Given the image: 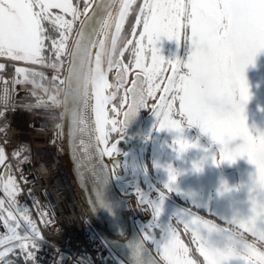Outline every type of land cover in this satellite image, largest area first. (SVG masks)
Here are the masks:
<instances>
[{
  "label": "snow or ice",
  "instance_id": "1",
  "mask_svg": "<svg viewBox=\"0 0 264 264\" xmlns=\"http://www.w3.org/2000/svg\"><path fill=\"white\" fill-rule=\"evenodd\" d=\"M135 3L136 0H102L99 9H94L90 15L85 4V20L81 21L77 30L78 39L73 41V49L87 50L104 45L105 41L98 37L106 36L113 26L116 33H120L129 9ZM137 7L139 15L136 16V25L141 30L137 32L133 29L134 37H138L133 45L135 66L146 77L149 97L155 96L161 84L165 85L159 103L153 105L152 109L159 123L156 131L177 133L169 145L177 158L198 147L197 143L184 138L186 128H199L212 144L219 146V161L213 154L208 155L216 151H210V145L204 149V160L193 164L194 172L202 171V164L209 158L217 166L246 158L255 169L247 185L237 189L227 184L221 186V194L239 191L241 187L248 192L249 215L239 222L233 221L239 229L233 232L187 208L173 211L167 224H161L160 217L169 194L175 193L202 209L191 198L192 194L178 187L176 181L181 173L167 164L164 167L168 179L162 188L152 187L145 192L135 187L139 204L152 213V223L148 227L159 229L161 233L159 238L149 235L145 239H150L156 246L164 264H197L196 260L190 258V249L181 239L177 227L173 226L172 219L175 218L183 225L185 232H191V242L197 244V251L203 257L200 264H264V216L258 213V207L264 203V132L253 135L245 115L251 99L245 70L248 65L254 64L257 54L264 51V0H143ZM52 9H59L65 15L71 14L72 20H66L59 14L53 15ZM78 13V7H74L71 0H0V56L37 62L45 58L46 42L51 40L50 47L54 49L56 57L62 54V50H68L73 57L67 70L69 73L75 66V58L72 49H67L66 41ZM93 16L99 18L95 24H90ZM49 23L52 29L48 28ZM52 30L58 32V41L50 35ZM181 37L188 49L186 57H165L160 46L162 40L175 41L179 47ZM115 43L113 38L112 44ZM128 43L133 44V41L129 40ZM95 58L99 59L97 54ZM169 71L171 74L166 75ZM118 75L122 77L123 72ZM71 79L67 75L64 81L70 92L73 91ZM112 87L107 78L100 77L94 81V86H89L85 97L74 105H67L70 114L66 118V126L68 123L73 126L72 135L85 131L87 120L81 109L94 112L95 130L99 133L97 141L107 144V125H111L112 132L118 131L117 120L109 119L106 108L114 99L113 95L107 94ZM132 93V103L124 112V120L119 122L125 128L138 109L146 106L143 89L137 92L134 84ZM137 96L140 97L139 102ZM111 111L116 112V109ZM65 134L69 135L68 132ZM235 141L240 142L232 146ZM117 151V144L114 143L100 155L107 153L112 156ZM3 160L4 151L0 149V162ZM156 167L161 165L157 164ZM105 183L104 177H101V184ZM9 185H13L12 191H9ZM4 191L9 196L15 191L10 178ZM98 200V207L111 209L114 206L108 199L107 190L98 192ZM3 205L4 201L0 200V208ZM8 218H12L11 212ZM24 219L32 223L27 213ZM9 231L11 235L0 237V246H3L0 264H16L12 256L16 251L23 253L24 259L31 264L35 259L34 251L39 248L38 241L43 239L39 230L32 225L31 235H18L13 228H9ZM248 236L253 238L251 242Z\"/></svg>",
  "mask_w": 264,
  "mask_h": 264
},
{
  "label": "water",
  "instance_id": "2",
  "mask_svg": "<svg viewBox=\"0 0 264 264\" xmlns=\"http://www.w3.org/2000/svg\"><path fill=\"white\" fill-rule=\"evenodd\" d=\"M107 2H110V0H107ZM101 3L102 0H94V2L92 0L91 3L88 4L87 14L90 15L94 9H99ZM83 15V20H85L86 13L84 12ZM98 18V16H93L89 23L95 24ZM123 25L121 31L124 27ZM78 29H80V23L77 25L69 44L72 51H74L73 41L78 39L76 36ZM120 33H116L115 27L113 26L107 32L105 36L106 43L102 47L97 45L96 47L87 50L84 48H77V50H81L86 56L87 64L80 67L74 66L68 73L67 70L70 67L69 55L64 81L67 80V75L71 76V87H76V93L73 95L69 93L67 86L64 81H62L63 87L60 92L61 97L59 104L62 107L63 120L59 125L60 128L57 129L56 134L59 140L58 147L71 172L72 178L75 180V187L78 189L83 207L85 211H87V221H89L92 230L98 235L102 242L106 243L109 250L114 256H116L119 262L122 264H149V262L164 264L156 246L150 239H145V237L148 236L145 227L152 223V216L146 212V206H143V208L140 207V212L135 210L136 208H133L132 210V208H129L128 206L129 202L133 199L132 196L136 185L132 183H123L120 186L117 182L120 176H122L123 171H127L126 165L128 156L126 154L118 155L116 153H113L112 156L107 155V153L103 156L100 155L105 148L110 149L112 145L108 142V136L107 144L97 141L96 137L99 133L95 130V114L91 109H81L87 120V123L84 125L85 131L83 133L72 135L73 129L68 128V125L66 127L64 125L66 118H68V114H70L67 105H74L81 98L85 97L89 90V86H94V81L99 79L101 75L105 77L107 74H111L112 69H110L109 63L111 62V56L115 46L112 44V40L115 38L116 41ZM181 39L183 40L182 37ZM184 45L185 44L182 42L183 48ZM182 46L180 48L181 50ZM96 54L99 59L95 58ZM26 73L30 77L32 76L28 71ZM76 73L85 74L87 78V80L86 78L84 79L86 82L79 87L73 82ZM245 76L248 80L249 91L251 93V99L246 106V122L249 128L254 131L255 135H257L260 132H264V51L257 54L254 64L248 65L245 70ZM118 77L119 75H117V77H112L111 75V80L108 82L112 84L113 87L108 90L107 94L115 95V87ZM38 79L39 76L35 81H38ZM134 84L136 85L137 92H140V90L143 89L144 104L147 105V91L144 88V85L133 82L128 88L129 103L126 108L123 109V117L121 121L124 120V112L128 111V106L132 103V88ZM136 99L139 102L140 97L137 96ZM92 103L94 104L95 101L93 100ZM107 107L108 104L106 105V108ZM144 108L145 107H141L138 109L136 115L128 121L126 128L121 124L124 134L116 141V143L124 141L130 145L132 165L136 159V163L140 165L142 173H146V168L143 163V148L147 141V129L152 123L150 117L155 116L152 112L147 115ZM108 111L109 119L112 120L114 114L111 109H108ZM106 130L110 133L111 125H107ZM66 132H68L69 135H66ZM81 141H83V144H81ZM3 171L4 189L5 184L8 183L10 178L8 166H6ZM117 175L118 179L116 178ZM101 177H104L106 181L105 184H101ZM147 179L151 182L148 175ZM10 188L11 185H9V191ZM106 190L109 201L114 203V206L111 209L98 207V192H104ZM137 197L139 200V196ZM17 206L19 211L22 212V206ZM155 231L156 230L153 231V236L159 238L161 233ZM136 245H138V247L134 248Z\"/></svg>",
  "mask_w": 264,
  "mask_h": 264
},
{
  "label": "flooded vegetation",
  "instance_id": "3",
  "mask_svg": "<svg viewBox=\"0 0 264 264\" xmlns=\"http://www.w3.org/2000/svg\"><path fill=\"white\" fill-rule=\"evenodd\" d=\"M72 1L73 5L78 7L80 14L81 12L83 13L86 1ZM142 2L143 0H136V3L131 7V10L128 13V17L126 18V21L124 23V28L119 36L118 41L116 42V46L114 47L115 50L111 58V69L113 73L117 75L120 71L123 72L122 77L119 75V77L117 78L114 99H112L108 103L109 109H116V112H113V114L114 120H117L118 122V131H110L109 133L110 135L108 139L111 142H115L121 136V134H123V128L119 122L121 121L122 110L128 104L129 86L133 82L139 81V83L145 85L146 90L148 88V83L144 73L141 71V69L135 66V50L133 46L135 39L138 38L134 37L133 29H136L137 32L141 30L140 27L136 25V16L139 15L137 5L141 4ZM60 13L64 16L65 19L72 20L70 14L65 15L62 12ZM48 28L52 29V25L50 23L48 24ZM75 29L76 26L73 25L72 30L68 33V35H71L72 37ZM50 35L57 41L60 39L58 32L55 30H52L50 32ZM129 40H132L133 44H129ZM70 41L71 38H68V40L66 41L67 47ZM182 42L183 40L181 39V44L179 45L180 48L182 46ZM50 44L51 40L47 41L46 48ZM177 47L178 46L175 41L166 40L162 48V54L167 58L176 57L175 53L177 51ZM187 51V46L185 45L184 48L182 46L181 57H179L185 58L187 55ZM177 52H179V50ZM121 53H123V55H121ZM37 62L39 65L42 64L41 60ZM19 68L22 69V66ZM16 74L19 80V77H21V75L18 74L17 70ZM170 74V71L166 73V75ZM23 76L26 80L24 73ZM27 84L32 85L30 81ZM164 86V84H161L160 90L156 92L154 97H149L147 95V105L145 109L146 114L151 113L153 105L159 103V97L163 94L162 89ZM156 127H159V123H157V118L155 116L152 125L147 131L148 140L143 151L146 173H142L140 165L136 163V159L135 162H133V167L132 165H130L131 157L129 145L123 141L118 142V151L115 153L122 155L125 152L129 155L127 164L128 171H126V173H123L121 182L125 184L135 183L136 187H140L141 190L145 192L148 191V188L152 187L162 188L163 184L166 183L168 179L167 171L164 166H166L167 164H171L181 173V175L177 177L176 181L178 187L185 193L189 195L192 194L191 198L194 199L196 203L203 201L204 203L203 205H201L202 209L196 208L187 199L178 197L175 195V193L169 194L170 200L167 199V201L165 202L164 211L162 212L160 217L161 224H167L169 217L171 216L173 211L187 208L197 215L205 217L210 221L212 220L218 225L224 226L233 232L239 231L236 223H233V221L239 222L241 220H244L249 215L247 189L241 187L239 191L234 190L232 192L221 194V186L222 184H227L230 188L237 189L240 186L247 185L251 179L253 172L255 171L254 166L251 165L246 158H239L231 164L225 162L220 164L219 166H217L213 162V160L209 158L202 164V171L194 172L192 171L193 164L204 160V157L206 155L204 149L209 148L210 145L211 148H209V150L211 151L213 149H216V151L214 153H209L208 155L210 156L213 154L216 157L217 161H219V146L212 144L210 138L202 134L199 128H186L183 133L184 138L188 139L190 142L197 143L198 147L195 149H190L181 157L177 158L176 154L169 147L172 141L176 138L177 133H175L174 131L170 132L168 130L156 131ZM239 142L240 141L233 142L232 146H235V144ZM157 164L161 165V167H156ZM243 173H246L245 177ZM146 174L149 176L151 182H149V180L147 179ZM261 205L262 206L259 207L260 211L258 213L261 216H264V203H262ZM139 207L142 206L139 205ZM149 215L152 216L151 211H149ZM172 223L174 227H177L181 239L185 242L186 245H188L190 249V258L196 260L197 264H200V262L203 260V257H201L199 255V252L197 251V244L191 242V232H185L183 225L179 224L175 218L172 219ZM146 229L151 236L153 235L154 230L160 233L159 229H151L148 226H146ZM248 239L251 242L253 238L248 236Z\"/></svg>",
  "mask_w": 264,
  "mask_h": 264
},
{
  "label": "bare ground",
  "instance_id": "4",
  "mask_svg": "<svg viewBox=\"0 0 264 264\" xmlns=\"http://www.w3.org/2000/svg\"><path fill=\"white\" fill-rule=\"evenodd\" d=\"M91 1L92 0H90L89 3H91ZM93 2H94V0H93ZM116 7L118 8V6H116ZM130 10L131 9H129V11ZM84 12H83V14H84ZM83 16L84 15L81 16L82 17L81 20H83V18H84ZM79 23L81 24V22H79ZM120 34L118 35V39H119ZM72 37H73V35H72ZM98 38L100 40H102V39L104 41L106 40L105 35H101ZM118 39L116 40V42L118 41ZM69 46L70 45H68L67 49H70L71 46L70 47ZM102 46L100 45V47H102ZM115 46H116V44H115ZM114 50H115V48H114ZM178 50H179V52H177ZM112 51H113V49H112ZM177 51L175 53V56L181 57L180 47H177ZM73 53H74L75 66L76 67L85 66L87 64L86 56L83 54V52L81 50L74 49ZM113 53H114V51H113ZM113 53H112V55H113ZM0 57H5V58L9 59V57H7V56H0ZM68 57H69V51L67 50L66 54H63V56L59 58V60H58L59 64H58V66H55V67L44 66L43 63L39 65L38 62H32V63L29 62V64H27L26 61H16V60H11V59H10L11 62H8V61L0 58V102H1V94L4 92L3 87L5 85V81L10 79V77L12 76L10 83L13 87V91L15 92L16 97L20 100L24 99V96L26 95V94H24V92H27V94H28L27 89L31 90L29 92L31 93L32 96L37 97V96H40L41 94L39 92H37L36 89L38 91H40L42 94H46V93H49L50 90L52 89V87L55 86L54 90L56 93L55 94L56 102L59 105V115H60L58 121L56 122V126L49 123L50 126H52L55 129L54 134H53V137L55 139V145H54L55 150L53 147H50L48 145L49 138L47 137L46 133H43L42 131L38 130L39 128H41V126H40L41 124L39 122H37L34 125V128H31V123L33 122V119L31 118V116H29L25 113H23V114L16 113V114H13L11 116L12 117V128H13L12 135H13V138L17 142H19V141H23V142H21L19 144V146L14 148V151L12 152L11 156H8L6 151L4 150V147L0 146V149H3V151H4V160H3V162H0V171H1L0 172V200L4 201L3 207L0 208V237H2V234H6L7 231L11 235L12 233L9 231V228H13L16 231L19 230L20 228H23L26 231L27 235H31L32 227L29 228L28 224L25 223V219H24V216L26 213H27L28 219L31 220V222H32L31 224L35 225V227L39 230L40 236L42 237V235H43L41 232V226L45 223V221H44L42 213H40V208L39 207L37 208L36 206L33 207L32 203L27 200L28 196H31V197L34 196V193L28 186H20L19 181H17L18 179H24L27 176H29L28 162L26 161L25 158H27L29 156V153L31 151L30 143H29V142H31V139H32L34 147L36 148V151L38 152L37 156L35 157V159L38 161L37 172L39 173L41 180H43V182L45 183V185L47 187V191H49L51 200L55 203L56 206H58V209L60 212V219H61V222H62V225L64 228V232L67 234L73 233L75 235L76 234L80 235V233H81L80 227L82 226V223L80 222V218L82 217L83 212H85V214H86V221H87V218H88L87 211H85V209L83 207L82 200L80 199L79 191L75 187V182H74L75 180L72 178L71 172H70L69 168L67 167L65 159L62 157V155L60 153V150L58 147L59 140H58V136L56 135L57 129L60 128L59 125L61 124V122L63 120V115H62L63 112H62V107L59 104V100L61 97L60 92H61L62 87H63L62 81H64V77L66 74L65 69H66L67 64H68V61H67ZM111 58H112V56H111ZM72 59H73V57L70 56L69 61ZM111 61H112V59H111ZM21 66H22L23 73L25 75L26 80H25V83L19 84V83H17L18 78H17L16 70H17V68H19ZM109 66L111 69V62L109 63ZM41 68H45L46 71L48 70V71L52 72L50 80H48L46 82L42 81L41 76L43 75L44 71H42ZM27 71L32 74L31 77L26 73ZM111 75H112V77H117L118 74L115 75L113 73V71H111V74H107V76H105V78H107L109 81V80H111ZM38 76H39L38 81H35V79ZM45 77H48V76H45ZM100 77H103V76L101 75ZM85 78H86L85 74L76 73L74 75L73 82H75L77 84V87H79L80 85H82L83 83L86 82V81H84ZM86 80H87V78H86ZM29 81L32 83V85L27 84ZM134 83H139V81H135ZM144 88H145V85H144ZM72 89H73V91H71V92L69 91V93H71L73 95L76 93V87H72ZM115 89H116V87H115ZM32 99L35 102L42 103L43 106H44V103H48V100H46L45 98L42 100H38V98H36V100L34 98H32ZM128 103H129V97H128ZM107 109H109V105H108ZM145 109H146V106L144 108V111H145ZM145 113H146V111H145ZM149 114H147V115H149ZM122 117H123V110H122L121 119H122ZM112 118L114 119V115ZM154 118H155V116L150 117V121L153 122ZM64 125L66 127V122L64 123ZM151 125H152V123H151ZM68 126H69L68 128L73 129V126L71 124L68 123ZM148 129H147V131H148ZM253 133H254V131H253ZM123 134H121V135H123ZM109 135H108V137H109ZM254 135H255V133H254ZM147 140H148V133H147ZM116 141L111 142L108 139V142L111 145L114 143L118 144V143H116ZM146 142H145V144H146ZM126 144H128V143H126ZM24 145H26L27 154H25V157L20 159L17 156L20 154V150ZM144 147H145V145H144ZM51 150L53 151V153H51ZM129 150H130V145H129ZM143 151H144V148H143ZM55 152L58 153L60 156H58V155L56 156ZM123 154H126L128 156V160H129V155L125 152ZM118 155H120V154H118ZM9 157H10V161L8 160ZM130 157H131L130 165H132L131 150H130ZM128 160H127V164H128ZM143 163H144V154H143ZM42 164L45 166V169H47V172H43V169H41ZM6 166H8L10 179L14 182V185H15V191L13 192V194L11 196H9L8 193L4 192V189H3V185H4V182H3V172L4 171L3 170ZM132 167H133V165H132ZM127 171H128V166H127ZM123 173H126V170L123 171ZM121 177H123V174H122V176H120L119 180L117 181L118 184H120V186H121V184H123L121 182ZM132 184H135V183H132ZM12 189H13V185H11L10 191H12ZM58 189H61V190H58ZM137 196H138V194L134 191V194L132 196L133 199L129 202L128 206H129V208H132V210H133V208H136L135 210L140 212V207H139L140 204H139ZM34 199H36V198H34ZM168 199L170 200V198H168ZM17 205L22 206V212L19 211ZM6 208H8V210H6ZM142 208H143V206H142ZM145 208L147 210L146 212L149 214L150 209H147V207H145ZM6 211H7V214H9V212L12 213V216L15 217V220H18L17 224L19 226L14 228L12 225H10V222L7 219H5V216L3 214ZM6 220H7V224L5 223ZM87 223L89 225V231L91 232V238L94 237L96 240H98L103 245H105L109 255L117 263L122 264L119 262V260L116 258V256H114L113 253L109 250L106 243L102 242V240L98 237V235L92 230L89 221H87ZM145 229H146V227H145ZM155 232H158V231H155ZM146 233L148 236L150 235L148 233L147 229H146ZM38 243H39V248L34 251L35 259L33 260V264L36 263V255L35 254L41 248L40 241H38ZM40 264H42V263H40Z\"/></svg>",
  "mask_w": 264,
  "mask_h": 264
},
{
  "label": "built area",
  "instance_id": "5",
  "mask_svg": "<svg viewBox=\"0 0 264 264\" xmlns=\"http://www.w3.org/2000/svg\"><path fill=\"white\" fill-rule=\"evenodd\" d=\"M11 62V60H6ZM46 72L48 79L50 80L52 72L46 71L45 68H41ZM41 71V72H42ZM10 79L5 81L3 87L4 92L1 94L0 102V146L4 147L8 156L12 155L14 148L19 146L23 141L17 142L12 135V115L16 113H25L33 119L31 128L39 122L41 128L38 130L46 133L49 138L48 145L55 150V139L53 137L54 128L50 124L56 126V122L59 119V105L56 102L54 87L49 93L42 94L40 96H32L27 89L24 99L20 100L16 97L13 87L10 83ZM36 100L46 99L48 103L35 102ZM50 123V124H49ZM28 142V141H27ZM30 143L31 151L26 159L28 162L29 176L24 179H18L20 186H28L34 193V196H28L27 200L32 203L33 207H39L40 213H42L45 223L41 226L42 241H40L41 248L36 252L35 264H119L108 253L105 245L91 238V232L89 231V225L86 221V214L83 212L80 222V235L73 233L67 234L64 232V228L60 219V212L58 206L51 200L49 191L43 180H41L39 173L37 172L38 161L35 159L37 156L36 148L33 145L32 139ZM51 153L53 151L51 150ZM25 153L21 154L22 158ZM56 156H60L56 153ZM10 161V157L8 158ZM41 169L43 172H47L45 166L42 164ZM1 172V171H0ZM61 190V189H58ZM36 198V199H34ZM33 209V208H32ZM31 209V210H32Z\"/></svg>",
  "mask_w": 264,
  "mask_h": 264
},
{
  "label": "rangeland",
  "instance_id": "6",
  "mask_svg": "<svg viewBox=\"0 0 264 264\" xmlns=\"http://www.w3.org/2000/svg\"><path fill=\"white\" fill-rule=\"evenodd\" d=\"M81 1V0H80ZM84 1H86V4L88 5V3L90 2V0H84ZM88 1V2H87ZM71 2L73 3V1L71 0ZM74 6V5H73ZM74 7H76V6H74ZM83 11H85V9H83ZM51 12H52V14L53 15H57V14H59V15H62L60 12H61V10L59 11V10H57V9H52L51 10ZM71 15V14H70ZM83 15V13L81 12V14H80V12L78 13V16H77V18H76V20L74 21V26H77L78 24H79V22H80V20H81V16ZM63 16V15H62ZM72 17V16H71ZM65 19V18H64ZM66 20H68V19H66ZM122 32V31H121ZM74 33V32H73ZM69 38H71V35H69ZM166 38L165 39H163L162 40V42H161V50H162V48H163V46H164V44H165V42H166ZM67 46V45H66ZM66 51L67 50H63V53L59 56V58L60 57H62L63 56V54H66ZM59 58H58V60H59ZM11 58L9 57V60H10ZM11 60H13V59H11ZM27 62V64H29V62L30 61H26ZM30 63H32V62H30ZM44 66H48V67H51L50 65H48V64H44ZM18 69H20V68H18ZM17 69V70H18ZM18 72V74H20L21 75V77H19L20 79L19 80H17V83H19V84H21V83H25V79H24V76H23V73H22V71H17ZM251 132H252V134H253V131L251 130ZM254 135V134H253ZM243 175H244V177L246 176V173H243ZM203 203H204V201L203 202H199L198 204H200V205H203ZM262 206V205H261ZM260 206V207H261ZM6 210H8V208H6ZM260 211V209H259V207H258V212ZM18 220H16V221H14V222H12V223H10V225H12L14 228L15 227H17V226H19L18 224ZM22 233H20V231L19 230H17V234L18 235H27V233H26V231L24 230V231H21ZM10 234H9V232L7 231L6 232V234H2V237H5V236H9ZM3 249V246H0V250H2ZM21 254H23V253H21V252H19V251H16L15 252V257L17 258H15L16 259V261H17V263L18 264H28V262L24 259V254H23V256L21 255Z\"/></svg>",
  "mask_w": 264,
  "mask_h": 264
},
{
  "label": "trees",
  "instance_id": "7",
  "mask_svg": "<svg viewBox=\"0 0 264 264\" xmlns=\"http://www.w3.org/2000/svg\"><path fill=\"white\" fill-rule=\"evenodd\" d=\"M68 36H69V35H68ZM50 46H51V44L46 48V51H45V53H44L45 58H44L43 60H41V61H42L43 65H44V64H48V65H50L51 67H53L52 65L55 64L56 66H58V63H59L58 58H59V57H56V56H55V54H54V49H52ZM62 53H63V50H62ZM25 151H26V154H27L26 145H24V146L21 148V150H20V154H19L17 157L20 158L21 154L25 153ZM23 157H25V155H24ZM23 157H22V158H23ZM22 158H20V159H22ZM3 214H4V216H5V219H7L10 223L16 221V220H15V217H13V216H12V218H8L7 211L4 212ZM25 223L28 224L29 228L32 227V224H29L27 220H25ZM19 231H20V233H22L21 231H24V229H23V228H20ZM21 255L23 256V254H21ZM15 256H16V255H15V252H14V253H13V258H14V259L16 258ZM16 259H17V258H16ZM32 263H33V261L31 262V264H32ZM16 264H18L17 261H16Z\"/></svg>",
  "mask_w": 264,
  "mask_h": 264
}]
</instances>
